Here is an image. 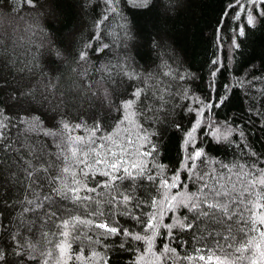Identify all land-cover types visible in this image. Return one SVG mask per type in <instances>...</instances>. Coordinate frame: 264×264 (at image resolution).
<instances>
[{"label":"trees","instance_id":"16d2710c","mask_svg":"<svg viewBox=\"0 0 264 264\" xmlns=\"http://www.w3.org/2000/svg\"><path fill=\"white\" fill-rule=\"evenodd\" d=\"M241 6L244 11L240 10ZM107 8L104 0H36L34 8L24 0H0V108L17 121L22 115H34L43 122L38 131H29L18 124L12 129L14 137L21 140L28 137L54 152V137L44 136L43 129L59 133L61 119L89 127L99 121L111 130L120 117L116 106L130 98L134 87L143 86L140 80L123 78L122 83L116 84L106 80L104 86L113 95L111 108L101 106L98 99L90 100V94L82 100L76 98L74 106L54 108L41 102L37 93L35 103L21 106L11 99L12 95H19L25 85L34 84L35 80L27 75L24 79L14 75L3 61L13 53V58L17 55L23 58L24 50L30 49L39 59V71L54 74L59 69L66 78L75 75L72 68L78 71L87 68L91 73L88 78L99 80L104 73L97 69L124 58L143 80L162 79L167 83L171 95L165 96L164 110L144 125L149 133H156L151 136L156 146L155 159L149 163L155 164L153 171L163 177L181 169L185 157L194 149H202L209 160L224 163L264 158V14H261L264 5H254L249 0H240L239 4L236 0H149L144 7L139 0L135 5L131 0H119L116 12H107ZM248 9L256 17L252 25L247 23ZM106 14L108 20L97 28V21ZM125 32L130 33V39H123ZM41 43L44 47L37 52ZM104 44L109 47L101 51ZM52 46L64 53V61H57L49 54ZM81 51L87 52L86 64L77 63ZM169 71L170 76H163V72ZM225 94L228 100L224 105L208 107L217 96ZM160 166H164L162 171ZM19 167L15 153H0V221L4 224L13 221L7 229L0 230V249L5 251L8 264H38L43 259L40 256L43 245L38 244L35 251L27 245L18 249L10 235L24 195ZM13 172L17 173L15 179ZM180 175L184 178L186 173L181 171ZM145 184L141 191L145 199L157 195L153 185ZM179 211L180 215L186 212ZM113 219L129 231H142V224L127 216L117 215ZM169 222L164 220L165 224ZM18 231L22 240H31L23 229ZM164 231L161 228L154 241L156 252L164 243H170L181 257L191 253V245L181 249L178 243L164 236ZM174 234L179 239L190 240V234L180 233L178 229H174ZM88 235L92 240L76 241L72 253L83 248L86 257L92 251L100 256L86 262L73 259L69 264H104L101 257L108 264H136L146 247L143 242L123 235L99 239L92 231ZM30 256L37 259H29ZM169 264L188 262L173 258Z\"/></svg>","mask_w":264,"mask_h":264},{"label":"snow or ice","instance_id":"6c2138e0","mask_svg":"<svg viewBox=\"0 0 264 264\" xmlns=\"http://www.w3.org/2000/svg\"><path fill=\"white\" fill-rule=\"evenodd\" d=\"M24 2L36 7V0ZM104 2L108 5L107 12L117 11L119 0ZM131 2L135 5L137 0ZM239 2L236 0L237 4ZM249 2L264 5V0ZM139 3L147 7L149 0H139ZM240 10L245 9L241 6ZM255 19L248 9L247 23L252 25ZM106 20L107 14L97 21V28ZM130 38V33L125 32L123 39ZM43 47V43L37 46V52ZM108 47L104 44L100 50ZM49 54L57 61L65 59L64 53L55 46L50 48ZM14 55L9 54L3 62L21 79L27 75L35 80L34 84L25 85L19 95H12L11 99L21 106L35 103L37 93L41 102L52 104L54 108L74 106L76 98L82 100L90 94V100L98 99L101 106L111 108L113 95L104 86L106 80L116 84L126 78L140 80L143 85L134 87L130 98L116 106L120 117L111 130L105 129L99 121L89 127L63 119L59 133L43 129L44 136L54 137V152L28 137L21 140L12 135V129L18 124L29 131L40 130L43 122L39 116L22 115L17 121L0 108V153L16 154L24 185L19 213L14 217L15 229L10 233L16 248L23 249L27 245L35 251L36 246L42 244L40 256L43 259L38 264H69L73 259L86 262L100 254L92 251L86 257L83 248L75 254L71 249L81 238L91 241L88 232L92 231L98 239L123 235L143 242L146 247L136 264H169L173 258L188 264H264V166H261L264 158L224 163L209 160L202 149H194L185 157L181 169L170 177H163L153 171L156 165L149 163L155 159L156 146L151 136L156 133H149L144 125L164 110L165 96L171 95L167 83L162 79L143 80L124 58L97 69L104 75L95 80L88 78L91 73L87 68L83 71L72 68L75 75L71 78H66L59 69L54 74L39 71V59L30 49L24 50L23 58L18 55L13 58ZM87 60V52L81 51L77 63L86 64ZM170 75V71L163 72V76ZM227 100L226 94L217 96L215 103L208 107L224 105ZM199 125L197 120L196 126ZM80 131L84 134H77ZM163 167L160 166L161 171ZM181 171L186 173L184 178ZM12 176L15 179L17 173L13 172ZM97 176L104 179L97 181ZM145 182L155 187L157 195L145 199L141 194ZM180 209L186 212L180 215ZM117 215L136 220L142 224V231L122 228L119 221L113 219ZM165 219L170 222L165 224ZM12 223L0 221V230ZM161 228L165 230L164 236L178 243L181 249L191 245V253L181 257L170 243H164L156 252L154 241ZM19 229L31 240H22ZM174 229L190 234V240L179 239ZM29 259L37 258L30 256ZM101 259L108 264L107 259ZM0 264H8L3 249H0Z\"/></svg>","mask_w":264,"mask_h":264}]
</instances>
